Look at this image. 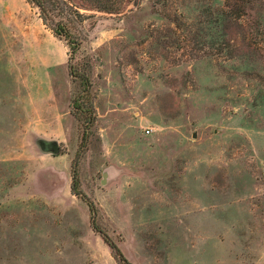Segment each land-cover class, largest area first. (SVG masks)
I'll use <instances>...</instances> for the list:
<instances>
[{"label": "rangeland", "instance_id": "1", "mask_svg": "<svg viewBox=\"0 0 264 264\" xmlns=\"http://www.w3.org/2000/svg\"><path fill=\"white\" fill-rule=\"evenodd\" d=\"M122 5L0 0V264H264V0Z\"/></svg>", "mask_w": 264, "mask_h": 264}, {"label": "trees", "instance_id": "2", "mask_svg": "<svg viewBox=\"0 0 264 264\" xmlns=\"http://www.w3.org/2000/svg\"><path fill=\"white\" fill-rule=\"evenodd\" d=\"M32 3L38 9L39 17L43 24H45L52 32V34L58 38H62L66 41V44L70 48V55L77 49L79 45V38L71 28H74L76 24L82 22L86 16V10H96L105 12H118L122 8L123 0H27ZM75 109L79 107V102L76 98L73 100ZM75 182L73 180L71 190L73 193V186ZM88 204V208L91 213L92 227L97 230L93 220L95 209L91 201L85 199ZM102 239L110 247L114 258L120 264H131L123 255L119 247L114 241H112L106 234L101 232Z\"/></svg>", "mask_w": 264, "mask_h": 264}, {"label": "water", "instance_id": "3", "mask_svg": "<svg viewBox=\"0 0 264 264\" xmlns=\"http://www.w3.org/2000/svg\"><path fill=\"white\" fill-rule=\"evenodd\" d=\"M195 136V132L192 134ZM38 145L43 152L47 153H54L57 154L59 152V145L56 140H47V139H39Z\"/></svg>", "mask_w": 264, "mask_h": 264}]
</instances>
